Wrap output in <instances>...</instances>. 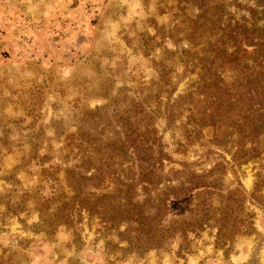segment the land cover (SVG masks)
<instances>
[{
    "label": "trees",
    "instance_id": "trees-1",
    "mask_svg": "<svg viewBox=\"0 0 264 264\" xmlns=\"http://www.w3.org/2000/svg\"><path fill=\"white\" fill-rule=\"evenodd\" d=\"M172 2L171 29L151 23L155 33L145 32L142 45L144 56L153 54L156 90L118 111L119 134L86 146L90 156L82 162L61 169L37 149L23 157L20 167H34L37 180L0 193L5 214L24 211L30 198L38 214L34 231L53 236L65 228L75 243L85 217L96 219L103 239L117 237L105 243L122 255L164 248L176 238L179 249H188L189 236L206 228L215 229L214 246L227 255L238 236L255 233L250 207L264 209V0ZM166 38L174 48L164 46ZM158 92L166 94L164 102L154 100ZM160 119L179 121L180 153L197 148L196 160L167 152ZM84 134L68 133L66 147L81 153ZM248 164L250 190L239 174ZM16 256L1 254L0 264H20Z\"/></svg>",
    "mask_w": 264,
    "mask_h": 264
},
{
    "label": "rangeland",
    "instance_id": "rangeland-1",
    "mask_svg": "<svg viewBox=\"0 0 264 264\" xmlns=\"http://www.w3.org/2000/svg\"><path fill=\"white\" fill-rule=\"evenodd\" d=\"M172 4V0H0L1 194L34 186V167L26 171L20 164L23 157L35 155V149L40 158L48 154L62 169L88 158L86 146L100 145L108 135L119 134L117 112L133 98L145 97L150 88L156 90L153 54L144 56L142 45L145 32L155 33L151 23L171 29L177 11V7L169 10ZM163 44L174 48L169 38ZM156 50L157 54L159 47ZM185 82L179 83L174 96ZM160 96L163 101L166 94L158 92L154 100ZM153 107L156 110L155 103ZM158 125L175 160L184 155L189 161L197 159V148L180 153L184 146L177 145L178 120L168 125L160 119ZM79 129L86 133L81 153L66 147V135ZM239 174L250 190L252 164L241 167ZM232 177L227 174L226 179ZM25 206L19 214L8 215L0 205V255L15 251L20 264H69L71 260L79 264H264V209L259 207H250L255 212V233L238 236L227 255L214 246L215 229L210 228L190 235L188 249H179L182 243L176 238L164 248L122 255L105 243L117 237L103 239L96 219L85 217L81 241L75 243L65 228L53 236L34 231L37 211L30 198Z\"/></svg>",
    "mask_w": 264,
    "mask_h": 264
},
{
    "label": "crops",
    "instance_id": "crops-1",
    "mask_svg": "<svg viewBox=\"0 0 264 264\" xmlns=\"http://www.w3.org/2000/svg\"><path fill=\"white\" fill-rule=\"evenodd\" d=\"M238 249H240V248L238 247L237 250H238ZM239 252H240V251H239ZM237 256H238V255H237ZM241 260H242V262L244 261V256H243V258H241Z\"/></svg>",
    "mask_w": 264,
    "mask_h": 264
}]
</instances>
